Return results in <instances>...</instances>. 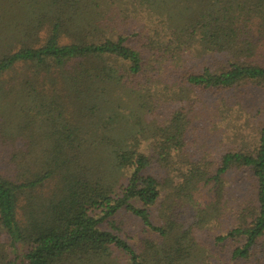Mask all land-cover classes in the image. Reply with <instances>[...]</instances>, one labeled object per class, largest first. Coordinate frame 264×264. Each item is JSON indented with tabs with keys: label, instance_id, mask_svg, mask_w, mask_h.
Wrapping results in <instances>:
<instances>
[{
	"label": "trees",
	"instance_id": "1",
	"mask_svg": "<svg viewBox=\"0 0 264 264\" xmlns=\"http://www.w3.org/2000/svg\"><path fill=\"white\" fill-rule=\"evenodd\" d=\"M262 50L264 0H0V264H264V123L185 155Z\"/></svg>",
	"mask_w": 264,
	"mask_h": 264
},
{
	"label": "rangeland",
	"instance_id": "2",
	"mask_svg": "<svg viewBox=\"0 0 264 264\" xmlns=\"http://www.w3.org/2000/svg\"><path fill=\"white\" fill-rule=\"evenodd\" d=\"M259 59L264 63V50L261 51ZM218 96L217 93L209 94L195 91L191 92L186 100L188 101L187 105L194 102V107L197 109L196 114L200 112L205 114L203 117L206 135H203L204 131H202V135L193 136L192 141L194 143L185 147V155L189 158L192 156L193 160H198L205 155L204 152L207 148L213 149L214 158L217 160L223 151L234 147H242L243 144L251 145L254 143L258 128L264 123V92L254 89H236L223 93L222 99H219ZM215 105H220L223 108L222 115L211 113ZM229 136L233 137L236 143L229 144ZM202 143L206 148L205 150L201 147ZM5 157V152H0V163H6L3 162ZM174 161L176 162V158H174ZM150 174L154 175L159 181L164 177L162 171L155 165H151ZM176 175L177 172L174 171V180H176L174 178ZM205 194H208V188L203 190L201 197L198 194L196 200L201 201V199H204ZM161 198H164V193H162ZM186 207H180L176 214H184L187 210ZM189 215H192V210ZM118 218V223L123 230L122 238L133 244L132 238L139 228L135 226L132 215L124 211L120 213ZM226 226L227 223L216 222L211 224L206 231L212 235L218 234Z\"/></svg>",
	"mask_w": 264,
	"mask_h": 264
}]
</instances>
